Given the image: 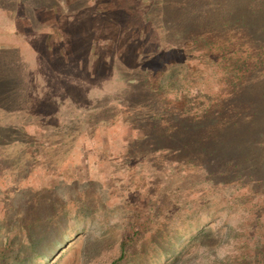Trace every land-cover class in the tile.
Returning <instances> with one entry per match:
<instances>
[{"label": "rangeland", "instance_id": "rangeland-1", "mask_svg": "<svg viewBox=\"0 0 264 264\" xmlns=\"http://www.w3.org/2000/svg\"><path fill=\"white\" fill-rule=\"evenodd\" d=\"M257 170L264 0H0V261L264 264Z\"/></svg>", "mask_w": 264, "mask_h": 264}, {"label": "trees", "instance_id": "trees-1", "mask_svg": "<svg viewBox=\"0 0 264 264\" xmlns=\"http://www.w3.org/2000/svg\"><path fill=\"white\" fill-rule=\"evenodd\" d=\"M241 165V169H242ZM242 172L245 173V176L248 177L249 175L246 174V171L242 169ZM257 176L260 179L264 180V171L257 170ZM254 178V177H253ZM133 223V222H132ZM149 223L148 219H143L141 223H138L137 220L132 224V228L127 231V235L122 238V240L119 243V255L116 259L112 260L110 264H122L127 250L134 244L136 239L143 233L141 229H144ZM147 229V228H146ZM33 246V244H31ZM35 247H39L38 245H34ZM41 246V245H40ZM34 247V248H35ZM63 251L60 250L55 254H52V257L55 258V261L57 257L62 253ZM20 257L19 253H16L12 259H8V261H0V264H32L28 263L26 259H23ZM47 259V258H46Z\"/></svg>", "mask_w": 264, "mask_h": 264}]
</instances>
